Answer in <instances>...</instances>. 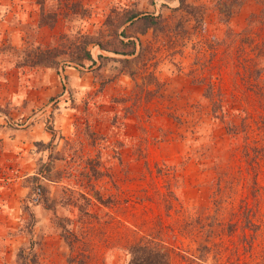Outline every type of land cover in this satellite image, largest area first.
Returning <instances> with one entry per match:
<instances>
[{"label": "rangeland", "instance_id": "1", "mask_svg": "<svg viewBox=\"0 0 264 264\" xmlns=\"http://www.w3.org/2000/svg\"><path fill=\"white\" fill-rule=\"evenodd\" d=\"M183 2L191 13L180 0H0V264H124L140 241L171 264H264V230L252 251L249 235L226 230L247 191L218 193L216 165L230 168L227 151L242 138L200 81L232 87L216 55L238 54L227 33L247 27L257 4L228 16L217 0ZM250 28L263 42L264 23ZM86 34L105 47L89 44L95 63L81 65L73 56ZM199 54L217 65L204 71ZM253 137L264 146V130ZM257 172L264 229V159ZM170 190L177 209L164 201ZM59 217L88 234L74 251Z\"/></svg>", "mask_w": 264, "mask_h": 264}, {"label": "trees", "instance_id": "2", "mask_svg": "<svg viewBox=\"0 0 264 264\" xmlns=\"http://www.w3.org/2000/svg\"><path fill=\"white\" fill-rule=\"evenodd\" d=\"M180 1L181 7L191 13L189 4L185 5L183 0ZM254 1L257 4L258 10L250 14L249 25L241 31L231 30L227 33V37L230 42L234 43L235 52L238 54H227L221 58L216 55V60L219 62L220 67L225 65L229 67L233 78L232 87L227 86L225 80H218V83H216L207 80L206 76H203L200 80L201 83H205L203 95L209 102L212 112L222 111L220 117H230L228 130L233 133L237 140L239 136L242 138L241 141L238 140L227 151L230 168L229 165H226L225 161L216 165L218 173L216 190L218 193L225 192L226 194H228V191H231L233 194L243 189L247 191V195L240 200L239 204L231 208L230 216L233 217L228 223L226 230L229 234L241 232L245 237L249 235L252 238V242H249L248 245L246 243L249 251L254 249V241L256 239L254 236H259L264 230L261 229L263 228V224L257 223L256 220L257 216L262 215L258 199L262 194L263 188L259 185L256 176L259 174L257 168L264 159V146H260L258 140L253 137L255 130H264V41L256 43L250 32V27L254 23H264V0ZM40 3L42 11L44 10V4L43 1H40ZM242 5L243 0H230L229 2L227 0H217V7L222 15L228 14L229 16ZM78 9H75L74 12H77ZM227 9H230V13L226 12ZM147 17L148 15L145 16V18ZM134 18L135 12H129L125 16V22H133ZM149 19L150 24L153 26H157L163 21V17L160 14L150 15ZM200 21L201 18L198 22ZM40 24L44 25L47 23H44L42 20ZM81 36L84 37V45L80 47L78 52H75L79 55L73 56V58L81 65H84L85 61L95 63L88 45L98 44L105 47L104 44L93 35L86 34ZM130 41L134 42L133 40ZM225 41V39H221L218 45L223 44ZM113 51L117 53L121 51V53H129L123 52L118 47L113 48ZM138 56L140 57L142 54H138ZM213 57L214 54H199L198 62L204 71H211L217 65L212 64ZM220 71H222L221 68ZM226 104L229 105V109L223 110ZM147 172L151 174L148 167ZM250 179L251 183L248 185ZM162 195L168 208L177 209L174 200L178 198L173 191L170 190L166 195L163 193ZM92 196L101 203H108L109 198L104 199L98 192H94ZM47 201L45 198V203H47L48 207H51V204ZM181 210L185 211L182 207ZM197 216L212 215L200 212ZM84 219L85 216H81L79 221H83ZM87 222L90 223L89 220L86 221L85 219L82 223L87 224ZM67 223L63 222V219L59 217L58 225L61 228V235L66 240L70 249L74 251L73 248L77 247V242L80 241L79 238L82 234L86 237L88 234L87 232H82L81 235L78 234L77 230L73 226L69 227L70 224L68 225ZM219 230L218 235L220 234V237H222L225 227L222 226ZM82 231H85V229ZM127 253L128 258L124 264H171L170 253L158 244L148 241L131 244Z\"/></svg>", "mask_w": 264, "mask_h": 264}]
</instances>
